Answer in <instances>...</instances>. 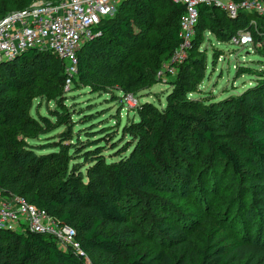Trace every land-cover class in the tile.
I'll return each mask as SVG.
<instances>
[{"label":"trees","instance_id":"16d2710c","mask_svg":"<svg viewBox=\"0 0 264 264\" xmlns=\"http://www.w3.org/2000/svg\"><path fill=\"white\" fill-rule=\"evenodd\" d=\"M36 1L42 0H0V20ZM184 12L170 0L122 3L79 51L73 84L93 93L120 91L123 98L151 88L160 82L158 74L180 45ZM246 30L253 34V47L258 41L264 45L258 36L264 34L263 17L241 12L230 20L219 9L200 6L188 59L171 64L178 74L165 106L139 104L134 109L137 119L120 134L130 140L122 149L114 141L107 147L104 128L97 135L88 130L83 139L82 131H75L73 115L65 110L49 111L55 123L40 113L38 118L32 115L35 100L56 102L61 96L67 79L64 61L50 52L30 50L13 62L0 63L1 193L22 197L72 227L83 252L62 251L49 236L0 230V264H86L88 254L96 253L119 264H189L175 256L149 259L126 243L125 233L108 227L125 226L139 201L188 191L195 181L196 160L198 173L208 174L203 186L194 190L197 193L213 185L218 164L224 163L234 176L248 180L245 190L250 195L229 219L209 225L200 264H257L264 256L259 246H264V82L217 103L190 98L205 79L207 64L201 53L205 36L226 43ZM6 70L11 71L4 74ZM61 127L66 131L53 144L58 150L44 152L32 143ZM107 151L112 152V161ZM161 216L152 220L153 231L169 242L185 243L186 231Z\"/></svg>","mask_w":264,"mask_h":264},{"label":"rangeland","instance_id":"374dc122","mask_svg":"<svg viewBox=\"0 0 264 264\" xmlns=\"http://www.w3.org/2000/svg\"><path fill=\"white\" fill-rule=\"evenodd\" d=\"M258 36L264 40L263 32H259ZM254 46L238 47L230 42L222 43L209 34L206 35L201 45V53L206 58L207 64L205 79L199 89L190 94V98L206 104L217 103L227 97L239 96L256 83L264 82V53L262 52L264 45L262 41H258ZM218 54H221L219 60H217ZM169 64L170 61L166 65ZM9 71L11 70H6L4 74ZM171 72L170 76L164 72L162 79L158 78L160 82L129 97L139 104L153 103L158 109L163 108L167 93L172 90V83L175 81L178 69ZM121 96L120 91L110 94L93 93L88 88L75 83L65 87L56 102L46 99L35 100L32 115L38 118L37 113H40L41 116L55 123L56 119L49 111L65 110L73 115L74 121L77 122L75 131L81 130L83 139L86 138L85 133L88 130L93 129L94 135H97L96 133L103 132L104 128L108 131L107 147L111 141H114L115 145H119L122 149L130 140L126 137L121 138L120 134L126 125L137 119V113L127 104L128 97ZM64 131H66L65 127L57 128L32 143L42 148L44 152L58 150V146L53 144L58 143L59 135ZM106 155L112 161V152L107 151ZM198 163L199 160L194 162L192 174L195 181L188 191L184 190L183 193L176 195L161 194V198L157 201L142 203L139 201L130 211L125 226H109L108 230L125 233L126 243L138 249L149 259L159 255L175 256L177 259L184 258L189 264H200V251L205 246L209 225L213 221L226 220L228 216L237 212L241 204L249 201L250 195L245 190L248 180L234 176L224 163L218 164L213 185H207V190L203 189L200 194L197 193L194 190H199L208 176L206 171L204 174L198 173ZM158 215H164L169 218L168 221L178 224L183 231H186L188 240L185 243L169 242L160 237L151 226L152 220ZM243 220L249 219L244 217ZM239 231L242 230L239 229ZM261 243L264 244L263 241ZM259 246L264 249V246L260 244ZM85 263L119 264V261L96 253L88 254ZM257 264H264V256L258 260Z\"/></svg>","mask_w":264,"mask_h":264},{"label":"built area","instance_id":"2783aa9c","mask_svg":"<svg viewBox=\"0 0 264 264\" xmlns=\"http://www.w3.org/2000/svg\"><path fill=\"white\" fill-rule=\"evenodd\" d=\"M129 0H59L57 2L36 1L26 9L9 13L0 20V63H10L30 50L50 52L66 63V85L73 84L77 76L78 53L83 45L94 38L95 29L105 19L115 16L119 6ZM183 6L185 12L180 19V45L169 65L158 74L162 75L177 68L189 57L197 35L199 7L216 8L236 20L241 12L256 14L264 18V2L244 0H170ZM256 31V22H252ZM238 47L253 46L250 30L239 31L230 41ZM168 76V75H167ZM128 98H130L128 96ZM131 108H137L135 99H128ZM0 230L16 233L27 231L52 237L62 251H74L83 255L76 240V231L55 221L46 211L29 204L24 198L3 195L0 190Z\"/></svg>","mask_w":264,"mask_h":264},{"label":"water","instance_id":"95a60500","mask_svg":"<svg viewBox=\"0 0 264 264\" xmlns=\"http://www.w3.org/2000/svg\"><path fill=\"white\" fill-rule=\"evenodd\" d=\"M4 63H6V62H2L1 64H4Z\"/></svg>","mask_w":264,"mask_h":264}]
</instances>
